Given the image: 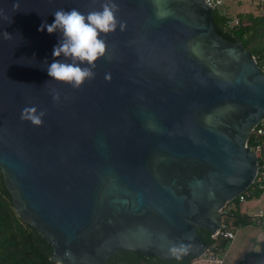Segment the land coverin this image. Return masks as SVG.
Listing matches in <instances>:
<instances>
[{
	"label": "water",
	"instance_id": "obj_1",
	"mask_svg": "<svg viewBox=\"0 0 264 264\" xmlns=\"http://www.w3.org/2000/svg\"><path fill=\"white\" fill-rule=\"evenodd\" d=\"M104 3L0 0V173L56 263L107 264L118 250L193 260L255 179L247 141L264 117V72L205 0H115L126 29L106 34L95 78L52 80L62 34L41 24ZM29 106L47 113L42 126L21 120Z\"/></svg>",
	"mask_w": 264,
	"mask_h": 264
},
{
	"label": "trees",
	"instance_id": "obj_2",
	"mask_svg": "<svg viewBox=\"0 0 264 264\" xmlns=\"http://www.w3.org/2000/svg\"><path fill=\"white\" fill-rule=\"evenodd\" d=\"M242 3H244L243 0H235L213 8L215 20L220 30L251 51L259 66L262 67L264 65V47L254 46L253 42L259 33L264 34V1L256 3L249 1L251 5L255 4L260 13H256L255 9L253 11H236L234 9L236 6L233 4L241 5ZM252 139L251 134L248 138L249 145L252 143ZM262 192L264 190L256 189L253 191V197L258 198ZM239 206L238 202L229 210V216L224 218L225 221L230 218L232 226L235 227L251 223L249 217L240 214ZM212 243H216L219 250H224L228 239L219 237ZM50 251V245L36 230L17 216L12 204V196L0 173V264H59L50 259ZM190 261L191 257L170 262L160 260L155 255L118 250L108 258L107 264H189Z\"/></svg>",
	"mask_w": 264,
	"mask_h": 264
},
{
	"label": "clouds",
	"instance_id": "obj_3",
	"mask_svg": "<svg viewBox=\"0 0 264 264\" xmlns=\"http://www.w3.org/2000/svg\"><path fill=\"white\" fill-rule=\"evenodd\" d=\"M118 11L115 0H105L101 10L90 11L87 14L75 8L58 9L53 13V23L48 24L45 21L41 24V31L46 28L49 34L57 31L62 34V39L54 46L52 54L54 57L64 59L54 60L47 68L52 80L65 82L74 89H79L86 81L95 78L96 62L107 54L106 34L114 33L117 29L120 31L126 29V23L118 18ZM3 37L9 39L11 34L4 31ZM53 99L58 101L59 96L56 95ZM46 115L45 111L39 110L36 106H29L21 110L20 118L35 126H42ZM169 251L174 258L180 259L188 248L185 244L179 243L174 244Z\"/></svg>",
	"mask_w": 264,
	"mask_h": 264
},
{
	"label": "built area",
	"instance_id": "obj_4",
	"mask_svg": "<svg viewBox=\"0 0 264 264\" xmlns=\"http://www.w3.org/2000/svg\"><path fill=\"white\" fill-rule=\"evenodd\" d=\"M212 8L217 6L223 5L226 2L235 1V0H205ZM253 2H259L264 0H248ZM264 72V65L261 67ZM252 143L249 145L247 141V145L255 152L257 161H258V170L255 176L253 183L239 194L235 199L237 201L232 200L226 203L224 208L222 209V221L220 224V228L211 235L212 238L218 239L219 237L227 238L231 240L235 237V230L236 227L232 226L231 219L229 218L228 221H225L224 218L229 216V210L234 207L238 202L241 204L245 202L248 198L253 196V191L256 189L264 190V117L263 119L254 126L252 132ZM249 135V136H250ZM249 138V137H248ZM264 193V192H262ZM263 212L261 210L258 211L256 214H252L249 216L251 222L259 223L263 216ZM223 250H219L216 243H212L208 246L207 250L204 252L203 255L199 256L198 258H194L191 261V264H224V255L222 253Z\"/></svg>",
	"mask_w": 264,
	"mask_h": 264
},
{
	"label": "crops",
	"instance_id": "obj_5",
	"mask_svg": "<svg viewBox=\"0 0 264 264\" xmlns=\"http://www.w3.org/2000/svg\"><path fill=\"white\" fill-rule=\"evenodd\" d=\"M257 199L258 207L248 209L247 203L240 204L242 216L249 217L261 210L264 214V193ZM224 264H264V215L260 223L251 222L236 227L235 237L228 240L227 246L222 251Z\"/></svg>",
	"mask_w": 264,
	"mask_h": 264
},
{
	"label": "rangeland",
	"instance_id": "obj_6",
	"mask_svg": "<svg viewBox=\"0 0 264 264\" xmlns=\"http://www.w3.org/2000/svg\"><path fill=\"white\" fill-rule=\"evenodd\" d=\"M244 3H242L241 5H237V4H233L236 6V8H234L236 11L240 10V11H250V10H254L256 13L260 11H257V7H255V4H250L248 0H243ZM236 3V2H235ZM255 3V2H254ZM254 46L257 45V47H264V34H260L257 36V38L255 39V41L253 42ZM249 200H252L251 202L247 203ZM246 204V206L249 205L248 209H256L258 207V202H257V199L256 197H251V198H248L245 202L241 203V204ZM257 223V222H255ZM260 223V222H259Z\"/></svg>",
	"mask_w": 264,
	"mask_h": 264
}]
</instances>
